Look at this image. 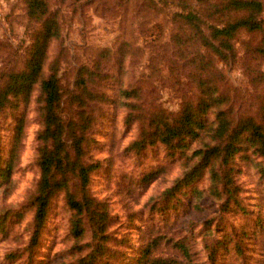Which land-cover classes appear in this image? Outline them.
I'll use <instances>...</instances> for the list:
<instances>
[{
    "label": "rangeland",
    "instance_id": "rangeland-1",
    "mask_svg": "<svg viewBox=\"0 0 264 264\" xmlns=\"http://www.w3.org/2000/svg\"><path fill=\"white\" fill-rule=\"evenodd\" d=\"M49 2L52 10H58L62 29L49 48L50 60L60 57V75L66 86L73 84L76 68L92 64L100 49H116L124 39L131 42L133 53L124 62L123 77L117 75L114 60L107 62L106 72L110 71V75L105 77L104 90L110 99L93 104L100 116L91 129L93 140L89 146V155L101 160L92 173L90 189L108 203L112 230L123 251L116 264H129L149 239L164 235L155 246L156 254L177 255L187 264H211L206 241L222 237L232 241L220 247L215 264H264V174L258 167L260 157L250 152V156L236 160L247 211H222L219 199L210 190L209 174L177 189L172 197L174 204L166 208L164 193L183 175L186 157L199 146L198 139L175 153L162 143L149 145L141 152L130 148L140 126L127 121L129 101L119 95L117 88L145 75V90L153 101L142 102L174 111L180 107V92L174 86V76L170 78L172 63L168 60L176 27L173 15L181 10L178 0ZM35 25L29 19L26 0H0V73L20 65ZM260 37L261 34L251 37L246 31L240 32L236 40L238 60L228 65L220 62L232 83L246 87L249 78L243 63L244 41L255 38L257 43ZM252 62L260 63L258 58ZM260 66L264 69V61ZM38 95L36 89L29 101L6 109L1 118L0 264H69L75 259L64 193L52 201L39 244L33 253L27 249L34 216L29 198L40 177L37 151L43 123ZM21 118L23 135L13 152L16 124ZM150 171H156L155 176L145 180ZM159 205L165 209H158ZM207 219L211 222L205 223ZM169 237L188 239L191 257L178 252Z\"/></svg>",
    "mask_w": 264,
    "mask_h": 264
},
{
    "label": "trees",
    "instance_id": "trees-1",
    "mask_svg": "<svg viewBox=\"0 0 264 264\" xmlns=\"http://www.w3.org/2000/svg\"><path fill=\"white\" fill-rule=\"evenodd\" d=\"M26 2L29 19L36 23L31 41L20 65L0 73V160L5 110L29 101L38 89L43 123L37 151L40 177L29 198L34 216L27 249L33 253L39 244L52 201L64 193L70 211L69 236L74 241L71 254L75 259L69 264H116L123 251L112 230L108 203L90 189L92 173L101 160L89 155V146L93 140L91 129L100 116L93 104L110 99L104 90L105 77L110 75L106 72L107 62L114 60L117 75L123 77L124 62L133 53L131 42L124 39L116 49H100L92 64L76 68L73 84L66 86L60 75V57L50 60L49 55L53 40L62 33L58 10H52L49 0ZM178 4L181 10L173 15L176 27L168 60L172 63L170 78L174 76V86L180 92V107L174 111L142 102L153 101L145 90V75L117 88L119 95L129 101L127 121L140 126L130 148L141 152L149 145L162 143L175 153L198 139L199 146L186 157L183 175L164 193L165 207H171L177 189L209 174L210 190L219 199L221 210L245 212L248 209L241 194L237 158L256 154L264 174V69L260 66L264 61V0H178ZM242 31L251 37L261 34L257 43L255 38L244 41L243 63L249 78L245 88L232 83L220 65L238 60L236 40ZM257 58L260 63H253ZM22 135L21 118L16 124L13 152ZM155 172L150 171L145 180L153 178ZM157 208L165 209L160 205ZM164 236L149 239L129 264H187L177 255L156 254L155 246ZM168 239L178 252L191 257L188 239ZM231 241L223 237L206 241L211 264H215L220 247ZM237 247L241 251V246Z\"/></svg>",
    "mask_w": 264,
    "mask_h": 264
}]
</instances>
